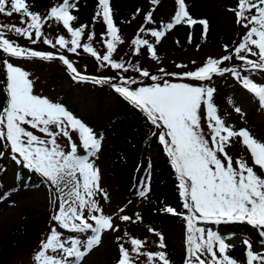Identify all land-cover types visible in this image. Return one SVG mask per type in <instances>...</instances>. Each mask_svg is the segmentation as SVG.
Listing matches in <instances>:
<instances>
[{"label":"snow or ice","instance_id":"6c2138e0","mask_svg":"<svg viewBox=\"0 0 264 264\" xmlns=\"http://www.w3.org/2000/svg\"><path fill=\"white\" fill-rule=\"evenodd\" d=\"M152 3L158 4L159 0H152ZM176 3L178 10L172 21L163 25L164 30L150 31L155 42L159 43L166 31L181 23H200L203 25L202 35L206 37L209 30L208 21L193 19L186 10L185 0H176ZM98 4L100 11L96 13V17L102 16L107 26V34L111 37L110 41H106L107 54L101 55L91 45L81 44L82 33L87 26L75 29L72 27L70 22L76 17L70 14V9L74 7L70 0H63L62 5L52 7L47 18L30 11L26 0H0V14L11 17L16 13L28 18L21 21L26 24L23 28L0 25V50L16 58L48 61L58 58L74 74V80L90 79L77 72L63 55L54 57L51 53L14 46L5 38L3 29L7 28L35 43L33 31L39 39L46 19H55L62 22L63 27L71 34L70 41L64 36L58 38L56 43L62 48L71 43L72 47L68 50L76 53L77 49L82 47L85 53H89L98 61L109 62L111 68L127 72L129 68L124 63L111 60L116 43L122 41L118 34L119 29L114 25L111 16L109 0H98ZM232 11L235 13L236 23L247 30L242 42L234 49L235 57L243 62L241 67L246 71L264 73V0H238L237 9ZM146 20L149 23L154 22L151 12L146 15ZM144 31V28L140 29V32ZM44 43L56 47L51 40H44ZM132 43L137 52L140 46H144L151 52L152 59H158L154 45L147 39L137 38ZM225 50L227 51V46ZM242 52L258 57V61L248 59L247 56L241 55ZM232 58V55H225L222 59L210 58L205 66L183 73V76L197 81H210L213 75L231 73L237 80L242 81L243 87L258 99L261 107H264V85L241 76L236 68L220 67L224 61H230ZM3 63L6 67L7 100L0 109V144L4 149L10 148V159L42 176L61 194L58 210L51 217L55 226L50 229L46 240L41 242L40 250L34 256L35 264H82L84 257L100 245L104 232L119 231L113 223V217L103 214L96 198L99 195L108 200V195L100 187V170L89 159L100 151L103 137H98L93 129L64 106L34 95L28 72L7 60ZM135 70L152 81L161 79L150 75L148 71L139 68ZM91 79L98 84L109 82ZM135 83V79H124L122 84L113 87L117 93L143 110L152 125L166 130L162 131L158 138L178 174L179 188L184 198L183 208L187 210V214L177 213L171 207L166 208V211L172 215H183L186 221V264H240L227 254V250L232 246L226 243L225 238L211 228L199 225L246 222L260 228L261 235L264 236V177L259 175L253 166H249L246 160L241 158L234 162L225 151L226 145L230 144L233 138L240 137L242 144L251 154L253 165L264 172V142L257 141L246 129L235 131L226 126L213 103L215 89L212 87L167 81L162 85L157 83L137 89L122 86ZM202 105L206 107L211 143L205 138L201 127ZM235 111L240 113L241 109L237 107ZM29 128L44 134L48 139L34 134ZM73 133L76 134L75 139ZM58 137L66 139L69 149L67 152L57 142ZM166 137H170V140ZM80 148H83L88 156L79 155ZM3 156L4 152L0 151V159ZM0 171L3 169L0 168ZM141 195L144 193L141 192ZM120 211L123 212L124 209ZM120 219L127 222L131 221L132 217L123 215ZM141 219L137 214L136 220ZM58 229L89 235L84 240L72 237L62 239V232ZM155 235L159 237L158 247L166 248L163 235L159 232ZM120 239L122 237H118L117 241ZM144 243L140 239L132 238V252L137 256H146L148 264H152L154 259H158L162 264H170L164 251L141 252ZM261 243L264 244V240H261ZM244 244L245 264H264V253H254L248 240H245ZM119 252L120 259L117 264H135L124 244H119Z\"/></svg>","mask_w":264,"mask_h":264},{"label":"trees","instance_id":"16d2710c","mask_svg":"<svg viewBox=\"0 0 264 264\" xmlns=\"http://www.w3.org/2000/svg\"><path fill=\"white\" fill-rule=\"evenodd\" d=\"M26 3L30 6V11L33 13H39L41 17H49L50 10L52 7H58L63 4V0H26ZM70 3L74 4V7L70 9V14L76 17L75 20L71 21L72 27L79 28L81 26H87L84 29L81 37V44L91 45L99 54L102 55L104 52L106 41H110L111 37L107 34V26L102 20L101 17H96V13L100 11L98 0H70ZM186 10L189 15L197 20H207L209 23V30L206 37H203V25L200 23L189 25L188 23H181L174 25L171 30L166 31L165 35L161 38L159 43L155 42V38L150 35L151 30H164L163 25L172 21L176 11L178 10V5L176 0H159L158 4H153L152 0H109V6L111 9V16L114 22V25L119 29V36L122 43L128 41L125 50L120 59L124 60V64L129 68L127 72L122 71L121 76L114 77L112 73L115 71L113 69L110 71L108 69H103V72H106L114 80L119 81V79H130V76L133 78L138 77V73L135 70L134 61L139 58L143 52H149L144 46H140L139 51H136V46L132 43L133 40L147 39L150 43L154 45L157 56H171L177 52V50H186V49H197L201 50L202 48H224L227 46V54L232 55L233 58L230 61H226L220 67L236 68L240 71L241 76H246V74H259L262 79H264V73L260 72H249L246 71L242 66L243 62L235 57L234 49L242 42V37H234L231 40H226L225 29L222 26L220 21L221 17L224 16L232 22V27L235 29L242 28L244 36L246 34V29L236 23V16L233 9H237L238 0H187L185 1ZM170 10L171 16L169 19L166 13ZM151 12L153 23H149L146 20V15ZM2 20H20L28 19L27 17H22L19 14L13 13L11 17L4 14H0ZM144 28V32H140V29ZM41 37L36 38L35 33L32 35L33 40L36 42L33 43L27 37L23 39L26 43L25 48L33 51L40 52H52L58 51L61 52L58 54L63 55L68 59L73 66L75 65V59L79 60L80 55L88 56L91 60L95 57H92L89 53H85L83 48L77 49L76 53L70 52L68 49L72 47L62 48L57 44V40L60 36L71 39V34L63 27L62 22H57L55 19H46V22L41 28ZM6 36V35H5ZM17 38V37H15ZM10 42L12 40L8 39ZM44 40H51L53 44H56V47H52L49 44L44 43ZM255 50V49H254ZM241 55H245L248 59L257 60L258 57L251 56L246 52H242ZM8 60L9 58L5 57L3 52H0V109L6 104L7 100V91H6V72L3 61ZM40 61V60H39ZM59 62L63 63L61 60ZM91 63V62H90ZM88 63V64H90ZM109 66V65H108ZM106 66V67H108ZM186 67L192 68L195 66L186 64ZM185 67V68H186ZM65 69V67H62ZM111 68V67H109ZM198 68V67H195ZM99 68H97L98 70ZM100 71V69H99ZM233 75L231 73H225L224 75L216 76L214 75L210 81L205 82L207 87H213L215 89L213 95V103L217 108V111L221 114H227L228 105L227 103L222 102L223 92L217 88H222L221 83L218 86H214L215 81H224L230 82V85H233ZM231 79V80H230ZM109 80V79H108ZM238 81V80H237ZM72 82V81H71ZM77 83H85L80 81H73ZM72 82V83H73ZM89 86H97L95 83L88 82ZM110 83L109 86H98V96L101 94L103 96L111 98L110 108H108L102 115L101 122L102 124H97L96 119H91V117H81L72 111L69 104H66L67 101L65 98H61L60 105L64 106L67 111L72 113L76 118L80 119L88 127L94 130L98 137L102 136L103 139H107L108 142L111 141L112 135H122L126 146L119 144H114L116 151H113L114 159L118 161L121 165V168L118 170L119 182L123 188L125 187L128 190V196L135 197L139 192L145 187V179L149 176L150 169L157 171V179L161 184L162 194L158 195L156 198L148 200L141 209L144 219L142 223L144 224L143 230L150 229L154 225H166L172 227H179V225H184L186 230V221L183 218V215H172L166 211V208L171 207L177 213L187 214V210L183 208L184 198L181 196V189L179 188V179L178 174L176 173L174 167L171 163V158L167 154V150L164 145L159 141L160 131H156V126L152 125L151 121L147 119L144 115V111H141L137 106H135L131 101L125 99L121 94L117 93L112 89ZM253 98V105L258 107L257 98ZM221 102V104H220ZM264 109V107H263ZM206 118V116H205ZM130 126V127H129ZM26 127V126H25ZM28 127V126H27ZM249 133L257 139H260L259 131H252L251 127H247ZM148 131H152V134ZM149 133V134H148ZM207 134V133H206ZM205 134V135H206ZM210 129L208 133V139L210 142ZM74 139L76 134L73 133ZM62 139H65L61 137ZM207 138V135H206ZM66 140V139H65ZM113 144V143H112ZM105 148V147H104ZM102 147V149L104 150ZM147 148L155 149L156 155L149 159L142 158V151ZM10 149V148H9ZM9 149H4L3 145L0 144V151H3L4 154ZM225 151L233 158L235 162L237 159H244L247 161L249 166H253L254 170L264 177V172H262L257 166L253 165V160L250 152L242 144L241 138L235 137L231 140L230 144L226 145ZM8 154V153H7ZM78 154L82 156H88V153L85 152L83 148L78 150ZM98 152L95 154V156ZM120 155V157L118 156ZM1 160V159H0ZM235 167V163H234ZM0 168L3 171H0V200L4 199L8 194H11L17 190L22 189H42L48 188L52 199L54 200L53 205L55 208L59 206V197L60 193L50 185V183L44 179L39 174L28 170L22 164H17L15 161L7 157V161L3 163ZM56 214V211L51 210V214L43 213L38 214L36 219L26 218L20 225V227L10 231L9 235L4 237L0 241V264H12L11 257L13 250L21 246H32V243H41L43 236L47 237L50 229L55 226V223L51 226L52 219H49L50 222L46 223L44 217L50 216V218ZM199 226L205 228H211L213 231L218 232L219 234H228V235H239L241 238L245 237L248 240H257L261 242L262 230L260 228L253 227L246 222H230L226 224L213 225V224H200ZM62 232V239H67L69 237L74 238L70 232L66 230L58 229ZM135 231V232H134ZM142 231V230H141ZM134 232V233H133ZM124 233V234H123ZM116 237V242L112 246V253H110L108 259L111 264H115L120 259L119 244H124L126 248L129 249L135 264H148L147 257L144 255H139L135 252L132 254V246L130 240L132 238L140 239L131 234H140V232L134 229L127 230ZM127 233V235H125ZM187 236V232H186ZM118 237L122 239L117 241ZM76 238V237H75ZM141 240V239H140ZM156 240V239H154ZM152 240L148 245L157 244ZM169 251L174 253L175 249L170 245ZM161 250L158 248V251ZM39 251V250H38ZM37 251V252H38ZM157 251V252H158ZM147 252V251H142ZM153 251V253H157ZM227 254L234 258L240 264H245L246 255L244 249H232ZM117 257V258H114ZM178 264H186L187 254L185 251L184 255H178ZM158 259H154L152 264H159ZM257 264V262H255Z\"/></svg>","mask_w":264,"mask_h":264},{"label":"rangeland","instance_id":"374dc122","mask_svg":"<svg viewBox=\"0 0 264 264\" xmlns=\"http://www.w3.org/2000/svg\"><path fill=\"white\" fill-rule=\"evenodd\" d=\"M166 15L167 17L165 19L167 20L169 19V16H171L170 10L166 13ZM22 20L26 19L20 18V20L10 19L5 21L0 18V25H15L22 28L26 27V24L21 23ZM220 21L225 29V33L227 34L225 35L226 40H231L232 38L237 36L243 37V32L241 31L242 28L235 29L234 27H232L233 24L228 18L222 16ZM3 31L6 35L5 38H12L11 42L14 44V46L25 48L26 43L23 41V39H26L25 36H18L13 31H9L7 28L3 29ZM34 33L35 32L33 31L32 35ZM65 39L69 41L71 40L70 38ZM127 42L128 41L126 40L123 43H116L115 51L111 56L112 61L124 63V60L120 59L119 57L126 49L125 46ZM68 47H71V43L68 44ZM105 49L106 50L102 52V55L107 54V44H105ZM226 52L227 51L225 50V47L202 48L201 50H197L194 48L186 50L181 49L177 50V52H175L171 56V58L167 56H158V59L155 60L152 59L151 53L143 52V54L140 55L138 59L134 58L136 59V61H134L135 68H139L142 71H148L150 75H156L161 79L152 81L148 77H143L140 74V71H137V78H133L130 76V79H135L137 83L122 86H127L131 89H137L142 86H152L157 83L162 85L165 81H167L168 83H186L191 86H206V84H203L201 81H195L193 79L184 77L183 73L198 70L200 67L205 66L206 62L210 58L222 59L223 56L228 55ZM44 53L46 52L44 51ZM47 53H51L54 57H58V54H60L61 52L54 50ZM7 57L9 58L10 63H12L14 66L20 67L22 70L29 73V79L31 80L33 85L34 95L45 97L51 102L58 104L61 102V98H65L67 101L66 104H69L70 108H72V111L74 110L75 114H77L78 116L81 115V117L84 118L85 116L91 117L93 121L94 119H96V123L102 125V115L105 114L104 112L108 108H110L111 98L109 99V97L103 96L101 94L98 96V86L102 84V86H109L110 83L118 85L122 84V80H124L121 78L119 79V81H112L114 79L110 77V75L106 72H103V69L107 71L108 69L110 71L113 70V68H109L111 67L109 62H101L96 58L91 60V58L89 59L88 56L83 55H80L79 60L77 58L74 60L76 63L75 65H77L76 67H74L82 76L89 77L90 79L85 80V83L77 84L71 82L69 78L73 77L74 74L71 73V71L67 67L66 70L63 69V63L59 62L58 58H54L48 61L40 60L38 58H16L10 57L8 55ZM225 62L226 61H224L221 65H223ZM186 64L198 68H189L185 66ZM97 68H99L100 71L99 69L97 70ZM122 71L123 70L115 69L112 75L115 78H119V76H121L119 74H122ZM165 73H172L175 75H165ZM70 75L72 76L70 77ZM91 78H95L98 80H108L109 78L111 79H109V82L107 83H95V85L97 86H89L87 81L93 82ZM250 79L258 84H264V79H262L259 74L251 76ZM220 83L223 87L217 89L224 93L222 102L228 104L227 114L222 115V117L226 119V126L231 127L235 131H239V128L241 129L245 126L251 127L252 131L261 130L262 132L259 135L260 139L258 141L264 142L263 107H261L259 104L257 105L258 107H255L253 105V96L248 92L241 90L237 84L230 85V82L224 80L219 82L215 81L214 86H218ZM237 107L241 109L240 113H237L235 111V108ZM204 111L205 108L204 105H202L200 112L201 127L204 135L207 133L206 135L208 139L209 129L207 124L205 123L206 119ZM144 115L149 120L145 112ZM29 130L33 131L34 134L41 136L43 139H48L46 136H44V134L39 133L37 130H33L30 128ZM157 130H159L160 133L162 131H166L164 129L156 127V131ZM148 132L152 134L151 131ZM110 139V142H108L107 139H103L102 145L103 148L105 147L104 150L101 149V151L98 152L96 156H91L89 157V159L94 163L95 167L100 170V187L108 195V200H104L102 196L99 195L96 198L99 202V205L103 209V214L113 217V223L118 227L119 231L104 232L100 245L95 247L87 256L84 257L82 264H111L108 257L113 251L112 246L116 242L115 239L117 235L119 236L123 232L131 229H134L136 231L138 230L140 234H142L139 235L138 233H130V236L133 235L135 237H139L142 241H144V247L141 249V252L147 251V253L158 251L159 237L155 235V233L159 232L160 234H162L164 237L166 248L161 249L158 252L164 251L166 253V258L170 261V264H178V260H180V258H178V255H184L186 251V230L184 225H179V227H172L170 225H159L158 223V225L152 226V230L154 231H151V234L149 232V228L146 230L142 229L144 226V224L142 223L144 215L142 214L141 209H143L148 200L154 199L158 195L162 194V191L160 189L161 184L157 181V179L155 180L157 171L152 169L153 177H151V180H148V182L146 183V188L141 191L144 193V195H141L140 192L138 197L128 196V190L125 187L123 188V186H121V183L119 182L120 176H118V170L121 168V165L114 159L115 155L113 154V151H116V149L114 148V144L121 145V148L122 146H126L127 144H125L122 135H112ZM166 139L170 140V137H166ZM57 142L64 148L66 152L69 150L67 147V141L65 139L58 137ZM141 154L142 158L146 159H151L156 155L155 149L153 148H144ZM10 155L11 150L9 149L0 160V166L5 163V161H7V157L9 158ZM118 156L120 157V155ZM53 202L54 200L52 199V195L50 194V190L48 188H29L22 190L19 189L11 194H8V196L0 200V241L4 237L9 235L10 231L20 227V225L23 224L22 222L26 218H30V216H32L33 219H36V217H38V214H41V212L51 214V210L57 211L58 206L57 208H55ZM8 208L10 210L11 208L14 210V214L12 216L10 215L9 217L8 214L5 213ZM120 209H124V211L121 212ZM137 214H139V216L142 218L141 220H136ZM123 215L132 217V220L127 222L122 221L120 217ZM44 219L48 224V222H50L49 219L51 218L48 215V217L46 216L44 217ZM53 223L55 222L52 221L51 226L53 225ZM220 235L226 239L227 244L232 246L227 250L228 253L234 248L246 249L244 241L248 239H246L245 237L241 238L239 235H228L226 233H222ZM45 236H43V240L47 238L49 234H47V237ZM81 240H84V238H82ZM152 240H154L155 243L157 242V244H154L153 246L148 245V243H151ZM248 241L251 242L252 251L254 253H264V244L258 242L255 239ZM170 245L175 248L173 249V254L171 253V251H169ZM40 246L41 243L38 242L35 244L32 243V246H21L19 248H15L13 252H11L13 253L11 254L12 264H35L34 256L37 251L40 250ZM159 264H162V262H159Z\"/></svg>","mask_w":264,"mask_h":264},{"label":"bare ground","instance_id":"6f19581e","mask_svg":"<svg viewBox=\"0 0 264 264\" xmlns=\"http://www.w3.org/2000/svg\"><path fill=\"white\" fill-rule=\"evenodd\" d=\"M20 202V201H19ZM14 206V205H13ZM13 209L11 208V210L8 208V210L5 212L6 214H8V217L11 215H13L14 213H13ZM0 223H1V221H0Z\"/></svg>","mask_w":264,"mask_h":264}]
</instances>
